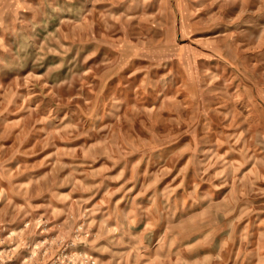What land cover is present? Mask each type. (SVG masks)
Segmentation results:
<instances>
[{
  "label": "rangeland",
  "instance_id": "374dc122",
  "mask_svg": "<svg viewBox=\"0 0 264 264\" xmlns=\"http://www.w3.org/2000/svg\"><path fill=\"white\" fill-rule=\"evenodd\" d=\"M0 264H264V0H0Z\"/></svg>",
  "mask_w": 264,
  "mask_h": 264
}]
</instances>
